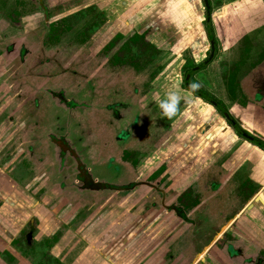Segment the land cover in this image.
Segmentation results:
<instances>
[{
  "label": "rangeland",
  "instance_id": "374dc122",
  "mask_svg": "<svg viewBox=\"0 0 264 264\" xmlns=\"http://www.w3.org/2000/svg\"><path fill=\"white\" fill-rule=\"evenodd\" d=\"M15 1L10 2L13 8L18 7ZM50 1L43 0L42 5L49 7ZM197 1L199 16L192 7L193 0H181V5L175 6L183 12L189 9V21L197 18L198 21L194 25L189 22L191 27H196L195 31H190L191 38L190 35L182 36L187 28L178 22V31L168 36L167 45L172 49L168 53L161 50L167 48L163 43L171 29H165V23L157 19L156 13L150 21L147 19L154 27L147 31L138 27L136 32L141 33L127 35L121 40L118 35L114 38L109 35L115 32L114 21L108 35L102 28L107 21L100 7L94 4L99 0H60L49 7L51 14H75L64 20L59 29L53 27L60 31L58 38L49 36V24L37 32L24 29L28 38L22 39L23 45L18 52L4 54L6 83L0 80V132H8L4 140L14 134L13 138L19 139L17 145L25 140L27 143L22 146L30 156H22L15 147H6L0 152V170L10 172L23 189L39 200L41 208L50 210L54 217L48 223L54 228L50 240L60 243L55 251L61 258L60 263L53 259L55 256L47 258L51 247L44 243L35 245L33 250L25 246V264H86L91 261L92 264H199L201 259L210 258L209 254L211 258L219 255L218 264H250L241 258L235 260L236 252L230 249L232 244H228L227 249L223 243L207 246L212 247L207 254L209 248L204 243L217 234L201 230L197 233L200 223L209 227L213 224L203 221L206 214L198 213L196 208L201 204V208L209 211L208 207L215 203L217 196L212 193L218 188L212 186L216 171L208 167L209 173L205 175L202 164L196 166L191 162L184 164L185 167L177 166L183 157L180 152L168 156L169 159L165 157L166 143L190 112L184 110L185 115L169 119L161 114L155 97L162 98L173 88L184 98L203 102L195 99L185 82L188 71L205 62L212 51L206 4L204 0ZM210 2L213 13L210 29L215 35L217 58L212 66L195 75L192 82H199V91L229 110L237 103L230 98L227 84L234 71L239 84L247 88L244 92L248 101L253 98L250 95L253 85L257 84L264 91V86L258 82L263 76L261 83L264 84L261 65L264 22L255 21L258 14L264 16V0ZM187 3L191 5L186 7ZM155 4L154 0L149 2L152 8ZM36 7L28 6L24 14L32 16ZM144 9L142 6L141 11ZM11 11L10 6L7 12ZM242 13L244 19L252 21L244 22ZM22 24L32 27L26 20ZM161 24L165 29L160 31L162 36L153 38L152 32L155 33ZM201 28L203 33L197 30ZM49 37L59 40L58 44H50ZM190 39L196 42L184 47V40ZM114 41L116 43L108 52L106 47ZM203 41L208 50L205 58L199 57L197 51L198 44ZM179 45L181 50L176 53L174 48ZM117 78L122 79L120 84H116ZM6 125L10 128H5ZM42 129L47 133L39 137ZM46 134L54 136L58 146L45 143L49 141ZM6 155L11 157L10 161ZM154 160L157 165L166 166L162 167L166 169L165 174H171L169 179H149V174L157 167ZM173 160L176 162L172 163ZM180 168L182 171L178 173ZM34 176H41L35 185ZM40 181L44 182L40 184ZM148 183L159 187L173 201L180 193V201L183 198L189 204L188 209L167 208L165 205L171 202H167L159 190H151ZM190 184L189 191L185 192ZM238 190L235 193L241 198L236 202L237 207L228 210L238 212L244 205L239 194L242 191ZM10 196L0 190V201ZM225 212H219L220 224L230 216V212ZM181 222L189 229L179 230ZM26 227L17 236L25 235ZM225 228L221 234L228 229L227 225ZM29 231L28 238L34 237L35 232ZM1 248L4 250L0 245ZM69 252L73 254L71 257ZM254 254L261 256L258 252ZM10 263L5 254L1 264ZM256 263L264 264V261H253Z\"/></svg>",
  "mask_w": 264,
  "mask_h": 264
},
{
  "label": "crops",
  "instance_id": "0c3cea01",
  "mask_svg": "<svg viewBox=\"0 0 264 264\" xmlns=\"http://www.w3.org/2000/svg\"><path fill=\"white\" fill-rule=\"evenodd\" d=\"M58 1L60 0H51L48 3L49 7H54V3ZM99 1V3H93L97 4L102 13H104L107 22L102 28L106 31V35H108L111 23L113 21L115 22V32L109 34L110 36L113 35L112 38L119 33L125 36L130 34L135 35L136 33L139 34L141 32H136V30L139 29L138 27H140L139 30L141 31L151 29L154 26L152 24L150 25L149 21L154 13H156L159 15L157 19L163 21L162 24L165 23L163 25L166 26L165 29H171L168 31L169 33L165 35L163 43L165 47L168 48L164 51L168 53L172 50L170 44L167 45V42H169L168 36L169 34L171 36L175 33L178 22L184 24L183 26L187 28V33L182 36L188 37L190 35L191 38L193 35L190 31H195L196 28L189 25L191 21H189V9L183 12L179 10V8H176L178 5H181L179 4L181 0H154L156 4L153 8L149 5L151 0ZM193 1L192 7L195 8V12L197 16H199V2L197 0ZM189 4L190 3H187L186 7H189ZM142 6H145L143 11H141ZM157 8L160 12H156ZM2 11H5V9H0V46L4 48L9 47L11 39L16 37V35L20 36L22 31L13 28L2 15ZM169 15H172V17ZM243 15L242 13V20L244 22L248 23V21H252V19H244ZM139 16L141 18H138ZM190 16L192 17V14H190ZM61 17L64 16L59 15V17H55L52 20ZM46 18L47 16L44 17V13H38L24 19L26 20V24L30 23L29 25H32V27L27 25L28 30H38L45 25ZM147 19H149L148 22ZM259 20L264 22V16L258 14V16L255 17V21ZM196 21H198V18L193 20V22L191 21V23L194 25ZM141 22H145V24H141L140 26ZM162 24L158 29L156 28L155 33L152 32L151 35L153 38L162 36L161 32L165 30ZM196 25L198 27V23ZM197 30H200L202 33L204 32L202 28ZM6 36H8L9 39H5ZM195 42L196 40H184V47L192 46ZM198 46H200V48L197 51L199 57L202 58L208 51L204 47L206 43L203 41L202 44H198ZM193 48L194 47H192V49ZM175 49L177 51L176 53H178L181 50V46L179 45L178 48L175 47L174 50ZM234 89L236 90L237 88ZM190 93L196 97L192 92ZM231 93L232 91H230V94ZM230 98L234 100V97L230 96ZM185 99V110L190 113H188L186 121L183 122L180 128L174 133V136L166 143L165 149H167V153L165 157H171V155L180 152L183 157H178V160L181 157L182 159L180 161L181 164L177 163V166L185 167L184 164L189 165L191 162L196 166L202 164L204 166L202 173H205V175L209 173V170H206L208 167L210 170L216 171V177H214L216 184L213 183V189L217 187L218 191H230L232 193L239 188L238 192L240 190L242 191L239 194L246 199L244 205L240 207L242 209L238 212L234 220L230 222V225L235 238L241 243L246 252H252L253 254L254 252L264 253V149L239 135L224 116L220 112H216L213 108L214 106L210 105L208 102L198 97L195 99H201L203 102H198V100L193 101L188 98ZM249 99V101L246 100L244 102V106L236 103L235 105H231L229 110L246 132H249L252 137L264 143V102L259 104L256 103L257 101H255L254 98L253 100L251 98ZM194 160L200 162H195ZM175 162V160L172 161V163ZM183 167L181 168L183 169ZM181 168L180 171L177 170L178 173L182 171ZM1 184L4 185L1 186ZM218 184L220 185L218 186ZM229 187L230 189L228 191ZM247 187H249V189ZM0 190L5 194L8 193L11 195L7 199H4V206L0 208V245L7 249L14 258L16 257V259H18V261H14L12 264H25L22 255H18L17 251L11 247V241L13 239L11 237L15 236L19 232V229L30 222L33 217H36L39 218L40 223L36 226L35 232L37 236L35 239L41 241L45 236L49 237L51 233H54V228L50 227L48 224L54 217L50 213V210L41 208V205L29 191L23 189L15 180H4L1 174ZM233 200L235 203L231 202V208L237 207L236 202L239 199L236 193ZM233 204H235V206ZM18 219H21L23 226L16 224H20ZM59 244L60 243L56 244L51 254L61 260L60 256L55 252ZM73 245H75V243H73ZM245 247L248 248L249 251ZM68 255L71 257L73 254L69 252ZM80 260L84 261V258ZM92 262L93 261L87 262L86 264H92ZM1 263L2 259L0 258V264Z\"/></svg>",
  "mask_w": 264,
  "mask_h": 264
},
{
  "label": "flooded vegetation",
  "instance_id": "af4514ba",
  "mask_svg": "<svg viewBox=\"0 0 264 264\" xmlns=\"http://www.w3.org/2000/svg\"><path fill=\"white\" fill-rule=\"evenodd\" d=\"M42 1L43 0H38V3H37V0H36V2H35V0H27V1H23V0H16L15 1V5H17L18 7H16V8H13L12 7V5H10V2H11V0H0V9H5V11H2L1 13H2V15L6 18V21L7 22H9L11 25H12V27L13 28H15L16 30H21L22 31V34H20V36H18V35H16V37H13L12 39H11V43H10V46L9 47H1L0 46V80H4L5 81V83H6V79L5 78H3L5 75H6V69H5V67H4V63H3V60H4V54H6V53H11V52H15V51H17L18 50V48L19 47H21V45H23V43L21 42L22 41V39L23 38H28V35H26V34H24V33H26V31L24 30V29H26V30H28V27H24V25L22 24V22L29 16V15H26V14H24L25 12V9L29 6H32V7H36L37 8V10L35 11V13L33 14V15H35V14H42V13H44V17L45 16H47V18L45 19V24H49V27H50V31H49V36H55L56 38H58V36H59V30H55V29H53V27L54 28H60V25H62L61 23L64 21V20H66V19H71V17L75 14H72V15H66V16H64V17H61V18H57V19H54V20H52L53 18H55V17H59V15H61L60 13H58V14H56V13H54L55 15H53V14H51L50 12V10H49V7L48 6H44V5H42ZM205 1V0H204ZM38 4V5H36V4ZM211 3V2H210ZM36 5V6H35ZM11 6V9H13V11H11V12H7V10H8V7H10ZM41 7V8H40ZM40 8V9H39ZM207 9V8H206ZM211 9H212V6H211ZM51 16V17H50ZM212 16H213V13H212ZM25 18V19H24ZM212 19H213V17H212ZM212 25V24H211ZM264 26V25H263ZM40 29V28H39ZM38 29V30H39ZM30 30V29H29ZM38 30H36V29H32V30H30L29 32H31V31H35V32H37ZM207 33H208V31H207ZM212 33H213V36H214V41H215V35H214V32H213V30H212ZM117 35H122V36H124L125 38L127 37V35L125 36V35H123L122 33H119V34H117ZM116 35V36H117ZM9 36V35H8ZM8 36H6L5 37V39H9V37ZM208 36H209V40H210V42H211V48H212V40H211V38H210V34L208 33ZM59 41V40H58ZM58 41H56V39H50V37H49V40H48V42L50 43V44H52V45H57L58 43ZM48 43V44H49ZM54 43V44H53ZM215 43H216V41H215ZM47 44V43H46ZM3 48V49H2ZM43 48H44V46H43ZM216 50L218 51V48H217V44H216ZM166 51V50H165ZM217 51H216V56H217ZM18 52V51H17ZM108 52H109V50H108ZM164 52V51H163ZM212 52V51H211ZM166 53V52H165ZM211 56V55H210ZM216 56H215V58H214V60L216 59ZM23 58V56L22 57H20V60ZM210 58V57H209ZM208 58V59H209ZM207 59V58H206ZM207 59V60H208ZM207 60H205V62L207 61ZM214 60L212 61V62H214ZM204 61H202L199 65H202L203 63H205ZM211 62V63H212ZM210 63V64H211ZM210 64H208L206 67H208ZM261 65L264 67V60H263V62H261ZM205 67V68H206ZM205 68L204 69H202L201 71H203V70H205ZM201 71H199V72H201ZM198 72V73H199ZM236 71H234L233 73V75L234 76H229V78H228V86L230 87V91H232V93L230 94V96L231 97H234V101H236L238 104H242V106H244L245 104H244V102L247 100L248 101V99H247V97H246V93L244 92V90L246 91V87H245V85L244 86H241L240 84H239V81H237L236 80V73H235ZM197 73V74H198ZM197 74H195V75H197ZM194 75V76H195ZM193 76V77H194ZM193 77L191 78V80H190V82H192V79H193ZM27 80V79H26ZM263 80V76L261 77V79L260 78H258V82H260V84H262L263 86H264V84L263 83H261V81ZM122 81V79L121 78H117L116 79V84H120V82ZM185 82H186V80H185ZM2 83V82H1ZM186 87H187V85H186ZM234 88H237L236 90L234 89ZM170 89V88H169ZM188 89V88H187ZM170 90H173V88H171ZM170 90H168V91H170ZM189 90V89H188ZM190 91V90H189ZM198 92H201V91H199V89L197 90ZM191 92V91H190ZM193 93V92H192ZM201 93H203V92H201ZM196 97H198V98H201L200 96H198V95H196L195 93H193ZM203 95H205V96H208V95H206L205 93H203ZM253 98H254V100L255 101H257L256 103H259V104H262L263 102H264V91H263V88L262 87H260V86H258L257 84L256 85H253V93L252 94H250ZM182 97H183V95H181ZM209 98H211L210 96H208ZM162 98H164V97H162ZM184 98V97H183ZM253 98H252V100H253ZM203 101H206L205 99H203V98H201ZM212 99V98H211ZM184 100H186L185 98L181 101V105H180V109H179V111H178V113L176 114V115H178V117H180L181 115H183V111L185 110V108H186V106H185V101ZM213 100V99H212ZM255 101H253V102H255ZM207 102V101H206ZM216 102V101H215ZM8 103H9V101H8ZM210 105H212V106H214L212 103H210V102H208ZM219 105H221L219 102H217ZM222 106V105H221ZM215 107V106H214ZM222 107H224V106H222ZM263 107H264V105H263ZM216 108V107H215ZM225 108V107H224ZM225 110L226 111H228V113L231 115V117L235 120V122L239 125V127L240 128H242V126L239 124V122H238V120L235 118V116L234 115H232V113L227 109V108H225ZM222 115H223V113L220 111V110H218ZM224 116V115H223ZM224 118L228 121V119L224 116ZM229 122V121H228ZM230 123V122H229ZM232 126V125H231ZM5 128H10V126L8 125H6V127ZM21 129H23V128H21ZM243 129V128H242ZM244 130V129H243ZM245 132H246V130H244ZM40 132V134H39V137L41 136V135H43L44 133H47V132H45V130L44 129H42V130H40L39 131ZM248 135H250L249 134V132H246ZM8 134V132L6 131L5 133H2L1 134V132H0V137H1V139H0V152L4 149V148H9V146H12V147H15V149H16V151L18 152V153H21V155L23 156L24 155V157H29L30 156V153L29 152H25V149H23V144L24 143H27V142H25V140H24V142H22L20 145H17L16 144V142L17 141H19V139H16L17 137H15V139H16V141H15V139L13 138L14 136V134H12V136H9V138L8 139H6V140H4V138H6V136H8L7 135ZM49 137H48V136ZM251 136V135H250ZM38 137V136H37ZM39 137H38V141H39ZM252 137V136H251ZM254 138V137H253ZM47 139H49V141L47 142V141H45V143H47V144H49V145H57L58 146V144H57V140L56 139H54V136H51L50 134H46V140ZM35 140V137H34V139H33V141ZM37 141V142H38ZM55 148L57 149V147L55 146ZM18 158V157H17ZM23 158V157H22ZM6 159L8 160V161H10L11 160V157H8V155H6ZM27 159V158H26ZM166 159H169V158H167L166 157ZM165 159V160H166ZM171 159V158H170ZM7 160H5L6 162V164L8 163V161ZM155 162H156V160H154ZM122 162V164L123 165H125V162H123V161H121ZM165 162H167V161H165ZM156 164V166L157 167H154V170H153V172L151 173V174H149V179L151 180V179H153V178H155V177H161L162 179H169L170 177H171V174L168 172L167 174H165V172H166V169L165 168H163L162 166L164 165V164H162L161 166H160V164L159 165H157L158 164V162H156L155 163ZM169 164H171V162H168V165ZM165 166V165H164ZM118 167V166H117ZM166 167V166H165ZM163 170H164V173H163ZM1 171V170H0ZM1 175H2V177L4 178V180L6 179V181H8V180H10V179H12V180H14L13 179V177H12V175H10V172L7 174V173H5V172H3V171H1V173H0ZM163 174V175H162ZM43 175V174H42ZM41 177V176H40ZM39 176H34V178H33V184L35 185L38 181H39V178H40ZM213 180H215V179H213ZM34 181H35V183H34ZM44 181H40V184L41 183H43ZM179 183V182H178ZM149 184V183H148ZM4 184H1V186H3ZM153 184H149V187L151 188V190H156L157 192H158V190H159V192H161V193H163V195H164V198L166 199V201L167 202H171V204H166L165 206L167 207V208H183V209H185V208H187L188 209V206H189V204H187L186 202H185V200H183V198H182V200L180 201V198H181V194L179 193V198H177V200H175V201H173L172 199H169L167 196H166V194H165V192L163 191V190H160L159 189V187H156V186H152ZM186 186V185H185ZM39 187H41V185L39 186ZM189 187H191V184L189 185V186H186V188H185V190H183V191H185V192H187V191H189ZM226 187H228V186H226ZM225 187V188H226ZM248 189H249V187H247ZM191 189V188H190ZM229 189H230V187L228 188V191H229ZM150 190V189H149ZM38 192H39V190H37ZM225 191V190H224ZM184 192V193H185ZM236 192V191H235ZM235 192H223V191H214L212 194H213V196L214 195H216L217 196V199H216V201H215V203H213V205H212V207L210 206V207H208V208H211V210H209V211H206L204 208H201V204H198V206H197V208L196 209H198V213H202L203 212V214H206V215H204V220L203 221H212V225H211V227H209L208 225H205V224H202V223H200V225H198L197 226V228L199 229L198 231H197V233L199 234V233H201V231H203V232H208V231H214V232H216V234L217 235H215V236H213L212 238H211V240H206L205 241V245H206V248H209V247H207V246H211L212 245V247L214 246V245H216V244H224V246H226V249H227V247L229 246L228 244H232V246L233 247H231L230 249H231V252H236V254H235V260L238 258H241L243 261H245V262H250V264L252 263L253 264V261H259V262H263L264 261V253L263 252H260L261 253V256L260 257H257V255L256 254H251V253H248V252H246L245 250H244V248H243V246L241 245V243H239L238 241H237V238H235V235H234V232H233V230H232V227H231V225H230V222L231 221H233L234 220V218L236 217V215L238 214V212L242 209H240L238 212H235V211H231V209L230 210H228L229 208H230V206L232 205L231 204V202H234V200H233V198H234V195H235ZM183 192H182V194H184ZM241 197H239V199H240ZM243 199H244V201H245V199L246 198H244L243 197ZM39 201V200H38ZM177 201H179L180 202V204L177 202ZM235 203V202H234ZM3 204H4V200H1L0 201V208L3 206ZM163 205V207H164V204H162ZM234 206H235V204H233ZM199 207V208H198ZM221 209H224V210H222V212L221 211H219V210H221ZM232 209H235V208H232ZM192 210H195V208H192ZM191 210V211H192ZM224 211H226L225 213H227V212H230V216L228 217V220L227 221H225L223 224H220V215H219V212L220 213H224ZM209 217V218H206V217ZM18 221L20 222V224L19 223H16V224H18L19 226H23V224H22V222H21V219H18ZM40 223V220H39V218H36V217H33L31 220H30V222H28L26 225H27V227H26V225L24 226V227H26L27 229H26V234L25 235H23L22 237H20V236H17L19 233H21L22 232V229L24 228V227H22L21 229H19V232L15 235V237L13 236V239H12V241H11V247L15 250V251H17V253H18V255H22V257L24 258V250L26 251L27 249L29 250V249H31V250H33L34 249V247H35V245L37 246L38 244H44V243H48L49 245H50V247H51V250H49V252H48V254H47V258L49 259V258H52L53 257V255L51 254L52 253V250H53V248L56 246V239L54 240V241H51L50 239V237L51 236H45L41 241H37V239H35L36 238V236H37V233L35 232L36 231V226H38V224ZM180 224H182V225H179L178 226V229L179 230H183V229H189L188 227H186L187 226V224H185V223H180ZM227 225V230L223 233V234H221L222 232L221 231H223V229H226L225 228V226ZM217 226H218V228H217ZM214 228H216V230H218V231H216ZM20 230H21V232H20ZM29 230H32V231H34L35 232V234H34V237H31V238H28V233L30 232ZM201 230V231H200ZM31 233V232H30ZM209 234V233H208ZM228 235V236H227ZM12 238V237H11ZM234 238V239H233ZM235 240V241H234ZM33 242V244H30V243H32ZM22 246H26L27 247V249H26V247L25 248H22ZM212 247H210L209 248V250H207V254H209V251H210V249L212 248ZM239 248V249H238ZM3 249L4 250H2V248L0 249V258L2 259V257L5 255V254H7L8 256H9V258H10V264H12V263H14V261H18V259H16V257L14 258L13 256H12V254L9 252V251H7V249H5L4 247H3ZM230 254V253H229ZM52 256V257H50V256ZM214 255V254H213ZM232 255V254H231ZM208 257H210V258H207L206 260L205 259H201L200 260V263L199 264H218L217 263V261H219L220 259L218 258L219 257V255L217 256V254L216 255H214V257H216L215 259L216 260H214L213 258H211V256H210V254L209 255H207ZM53 259H57V258H53ZM211 259V260H210ZM237 261V260H236ZM57 262H59L60 263V260L59 259H57ZM208 262V263H207ZM219 264H220V262H219ZM222 264V263H221ZM257 264V263H256Z\"/></svg>",
  "mask_w": 264,
  "mask_h": 264
},
{
  "label": "water",
  "instance_id": "95a60500",
  "mask_svg": "<svg viewBox=\"0 0 264 264\" xmlns=\"http://www.w3.org/2000/svg\"><path fill=\"white\" fill-rule=\"evenodd\" d=\"M205 4H206V8H207V27H208V33L210 34V38L212 40V52H211V56L210 58L203 63L202 65H199L198 67H196L195 69L190 70L187 73V77H186V85L188 88V84L190 83L191 78L198 73L199 71H201L202 69H204L208 64H210L215 56H216V43L214 41V36L212 33V29H210V26L212 24V9H211V3L210 0H205ZM189 89V88H188ZM191 92L195 93L196 95L200 96L201 98L205 99L207 102L212 103L218 110H220L223 115L228 119V121L230 122V124L232 125V127L237 131V133L239 135H241L242 137H244L246 140L256 144L257 146L261 147L264 149V144L257 141L256 139H254L253 137H251L250 135H248L242 128L239 127V125L235 122V120L231 117V115L228 113V111L225 110L224 107H222L221 105H219L217 102H213L211 98H209L208 96L203 95V93L198 92L197 90L194 92L191 89H189Z\"/></svg>",
  "mask_w": 264,
  "mask_h": 264
},
{
  "label": "clouds",
  "instance_id": "9594fccd",
  "mask_svg": "<svg viewBox=\"0 0 264 264\" xmlns=\"http://www.w3.org/2000/svg\"><path fill=\"white\" fill-rule=\"evenodd\" d=\"M201 87L199 82H190L188 88L192 91H196ZM157 105L161 111V114L169 119L174 117L181 105V101L184 99L177 91L170 90L164 95V98L155 97Z\"/></svg>",
  "mask_w": 264,
  "mask_h": 264
},
{
  "label": "trees",
  "instance_id": "16d2710c",
  "mask_svg": "<svg viewBox=\"0 0 264 264\" xmlns=\"http://www.w3.org/2000/svg\"><path fill=\"white\" fill-rule=\"evenodd\" d=\"M117 38L122 40V39H124L125 37L122 36V35H118ZM113 43H116V41H114V42H110L106 48H107L108 50H109L110 48L112 49V46H114ZM160 50H161V49H160ZM161 51H164V50H161ZM192 69H193V68H192ZM190 70H191V69H190ZM190 70H189V71H190ZM189 71H188V72H189ZM212 101L215 102L214 100H212ZM254 139H255V138H254ZM256 140H257V139H256ZM257 141H259V140H257ZM259 142H261V141H259ZM261 143H263V142H261ZM263 144H264V143H263Z\"/></svg>",
  "mask_w": 264,
  "mask_h": 264
}]
</instances>
